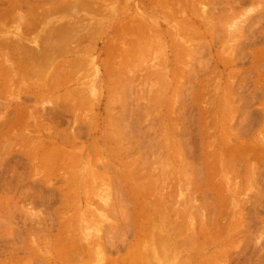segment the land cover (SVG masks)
I'll list each match as a JSON object with an SVG mask.
<instances>
[{"label":"rangeland","instance_id":"obj_1","mask_svg":"<svg viewBox=\"0 0 264 264\" xmlns=\"http://www.w3.org/2000/svg\"><path fill=\"white\" fill-rule=\"evenodd\" d=\"M263 19L0 0V264H264Z\"/></svg>","mask_w":264,"mask_h":264},{"label":"bare ground","instance_id":"obj_2","mask_svg":"<svg viewBox=\"0 0 264 264\" xmlns=\"http://www.w3.org/2000/svg\"><path fill=\"white\" fill-rule=\"evenodd\" d=\"M232 2H233V1H232ZM234 2H235V1H234ZM236 2H237V1H236ZM234 4H235V3H234ZM76 5H77L76 7H78V4H76ZM79 5H80V4H79ZM84 5H85V4H84ZM18 6H19V5H18ZM67 6H68V5H67ZM80 6H81V5H80ZM76 7H75V8H76ZM82 7H83V6H82ZM82 7H81V8H82ZM79 8H80V7H79ZM76 9H77V8H76ZM247 19H248V18H247ZM252 19H253V18H252ZM249 20H250V19H249ZM263 20H264V19H263ZM250 21H251V20H250ZM257 21H259V20H257ZM247 22H248V21H247ZM261 22H262V21H261ZM263 22H264V21H263ZM263 22H262V23H263ZM256 24H257V23H256ZM44 25H45V24H44ZM236 25H237V24H236ZM257 25H258V24H257ZM263 25H264V23H263ZM0 26H1V25H0ZM35 26H36V25H35ZM246 26H247V25H246ZM259 26H260V25H259ZM253 27H254V26H253ZM0 28H1V27H0ZM58 28H59V27H58ZM238 29L240 30V28H238ZM79 30H80V29H79ZM243 30H244V29H242V31H243ZM246 30H247V29H246ZM248 30H249V29H248ZM254 30H256V29H254ZM242 31H241V32H242ZM255 32H257V31H255ZM57 33H58V31H57ZM61 33H62V32H61ZM65 33H66V32H65ZM67 33H68V32H67ZM249 33H250V32H249ZM59 35H60V34H59ZM59 35H58V36H59ZM234 35H235V34H234ZM250 35H251V34H250ZM19 37H22V36L20 35ZM47 37H49V36L47 35ZM256 37H257V35H256ZM7 38H8V37H7ZM53 38H54V37H53ZM247 38H248V37H247ZM247 38H246V39H247ZM252 38H253V37H252ZM4 39H5V38H4ZM4 39H3V40H4ZM20 39H21V38H20ZM20 39H19V40H20ZM44 39H45V38H44ZM51 39H52V38H51ZM248 39H249V38H248ZM46 40H47V38H46ZM46 40H45V41H46ZM53 40H54V39H53ZM1 41H2V40H1ZM9 41H10V40H9ZM20 41H21V40H20ZM20 41H19V42H20ZM47 41H48V40H47ZM51 41H52V40H51ZM62 41H63V39H62ZM248 41H249V40H248ZM255 41H256V40H255ZM2 42H3V41H2ZM6 42H7V41H6ZM28 42H30V41H28ZM37 42H38V41H37ZM52 42H53V41H52ZM52 42H51V43H52ZM54 42H55V41H54ZM54 42H53V43H54ZM64 42H66V41H64ZM250 42H251V41H250ZM30 43H31V42H30ZM10 44H11V42H10ZM21 44H22V43H21ZM63 44H64V43H63ZM35 45H36V43H35ZM43 45L48 46V45L46 44V42H45ZM5 46H6V45H5ZM46 46H45V47H46ZM56 46H57V45H55V47H56ZM59 46H60V45H59ZM21 47H22V46H21ZM45 47H43V48H45ZM51 47H52V46H50L49 49H50ZM46 48H47V51L49 52L50 50H48V47H46ZM58 48H59V47H58ZM60 49H61V48H60ZM36 51H37V50H36ZM38 51H39V50H38ZM42 51H43V50H42ZM56 51H57V50H56ZM58 51H60V50H58ZM20 52H21V51H20ZM23 52H24V51H23ZM43 52H45V51H43ZM43 52H42V53H43ZM24 53H25V52H24ZM50 53H51V52H50ZM25 54H26V53H25ZM43 54H45V53H43ZM26 55H27V54H26ZM31 55H32V54H31ZM39 55H40V54H39ZM41 55H42V54H41ZM32 56H33V55H32ZM35 56H36V55H35ZM44 56H45V55H44ZM22 57H23V54H22ZM36 58H37V56H36ZM23 59H25V58H23ZM27 59H30V58H29V57H28V58L26 57V59H25L26 62H25L24 64H25L26 66H30V65L26 64V63H28ZM34 59H35V58H34ZM45 59H46V56H45ZM21 60H22V59H21ZM35 60H37V61H38V60L41 61V60H43V59L41 58V60H40V59H35ZM35 60H34V61H35ZM37 61H36V62H37ZM39 61H38V62H39ZM48 61H49V60H48ZM23 62H24V61L22 60V63H23ZM44 62H45V61H44ZM39 63H40V62H39ZM24 64H23V65H24ZM30 64H31V63H30ZM32 65H33V64H32ZM23 67H24V66H23ZM26 69H27V68H26ZM26 69H25V71H26ZM8 70H9V69H8ZM39 70H40V69H39ZM39 70H38V71H39ZM30 71H31V70H30ZM40 71H42V69H41ZM31 72H32V71H31ZM31 72H30V73H31ZM34 72H35V71H34ZM25 73H26V72H25ZM24 75H25V74H24ZM33 75H34V74H33ZM29 76H30V74H29ZM31 76H32V75H31ZM254 96H255V95H254ZM254 98H255V97H254ZM252 100H253V99H252ZM248 102H250V101H246V103H248ZM252 102H253V101H252ZM248 104H249V103H248ZM252 104H253V103H252ZM252 104H250V105L252 106ZM246 106H247V105H246ZM249 107H250V106H249ZM48 113H50V112H48ZM246 120H247V118H246ZM240 122H241V121H240ZM213 132H214V131H213ZM203 133H204V132H203ZM211 136H212V135H211ZM255 142H256V141H255ZM256 175H257V174H256ZM260 184H261V183H260ZM237 189H238V188H237ZM237 189H236V190H237ZM233 190H234V189H233ZM236 190H235V192H236ZM235 192H234V193H235ZM244 193H245V192H244ZM244 193H243V194H244ZM256 193H257V192H256ZM256 193H255V194H256ZM261 193H262V192H261ZM238 194H239V193H238ZM243 194H242V195H243ZM259 194H260V193H259ZM257 195H258V194H257ZM179 196H180V195H179ZM181 196H182V195H181ZM238 196H239V195H238ZM232 197H233V196H232ZM189 199H190V198H189ZM192 199H193V197H192ZM258 199H259V197H258ZM260 199H261V202H260V203H262V206H260V207H262V209H263V208H264V195H263ZM256 200H257V199H256ZM192 201H193V200H192ZM258 201H259V200H257V202H258ZM176 202H178V201H176ZM181 202H182V201H181ZM181 202L176 203V204H180ZM233 202H234V201H233ZM233 202H232V204H233ZM257 202H256V203H257ZM187 203H188V202H187ZM187 203H186V204H187ZM236 203H238V202H236ZM248 203H249V202H248ZM181 204H182V206L185 205V204H183V203H181ZM243 205H244V204H243ZM165 206H166V205H165ZM179 206H181V205H179ZM185 206H186V205H185ZM234 206H235V205H234ZM175 207H176V206H175ZM186 207H187V206H186ZM240 207H241V206H240ZM240 207H239V208H240ZM243 207H244V206H243ZM252 207H253V205H252ZM171 208H172V205H171ZM183 208H184V207H183ZM244 208H245V207H244ZM256 208H258V207H256ZM197 209H198V208H197ZM170 210H171V209H170ZM182 210L184 211V209H182ZM195 210H196V209H195ZM199 210H200V208H199ZM242 210H243V209H242ZM183 211H182V212H183ZM239 211H240V210H239ZM245 211H246V210H245ZM248 211H249V210H248ZM157 213H158V212H157ZM165 213H166V212H165ZM198 213H199V212H198ZM244 213H245V212H244ZM244 213L242 214V216H243V215L245 216ZM199 214H200V213H199ZM237 214H238V213H237ZM226 215H227V214H226ZM178 216H179V215H177V217H178ZM191 216H192V215H191ZM250 216H251V215H250ZM224 217H225V215H224ZM191 218H192V217H191ZM241 218H242V217H241ZM179 219H180V218H179ZM194 219H195V218H194ZM180 220H181V219H180ZM189 220H190V219H189ZM189 220H188V221H189ZM175 221H176V220H175ZM190 221H191V220H190ZM193 221H195V220H193ZM243 222H244V221H243ZM191 225H192V224H191ZM251 225H252V224H251ZM194 226H195V225H194ZM186 227H187V226H186ZM188 227H192V226H189V225H188ZM173 228H174V227H173ZM174 229H176V228H174ZM189 229H190V228H189ZM192 229H193V227H192ZM165 230H166V229H165ZM171 230H172V229H171ZM181 230H182V229H181ZM190 230H191V229H190ZM249 230H250V229H249ZM253 230H254V229H253ZM108 231H109V230H108ZM175 231H176V230H175ZM184 232H186V231H184ZM248 232H249V231H248ZM169 233L172 234V232H169ZM193 233H194V232H193ZM193 233H192V235H193ZM162 234H163V233H162ZM166 234H167V233H166ZM208 234H209V233H208ZM226 234H227V233H226ZM188 235H190V234H188ZM155 236H157V235H155ZM160 236L162 237V235H160ZM167 236H168V235H167ZM182 236H184L183 233H182ZM107 237H108V236H107ZM153 237H154V236H153ZM165 238H166V237H165ZM169 238H171V237H168L167 240H168ZM176 238H177V237H176ZM176 238H175V239H176ZM179 238H180V237H179ZM188 238H189V240H187V241L191 242L192 240L190 241V239H191L192 237L189 236ZM188 238H187V239H188ZM261 238H262V237H261ZM155 239H156V238H155ZM155 239H154V240H155ZM105 240H106V239H105ZM159 240H160V239H159ZM97 241H98V240H97ZM155 241H156V240H155ZM168 241H170V240H168ZM168 241H167V242H168ZM175 241H176V240H175ZM187 241H185V243H186ZM259 241L262 242V240H259ZM263 241H264V240H263ZM99 242H100V241H99ZM158 242H159V241H158ZM158 242H157V243H158ZM160 242H161V241H160ZM167 242H166V243H167ZM176 242H177V241H176ZM189 242H188V243H189ZM194 242H195V241H194ZM93 243H94V242H93ZM113 243H114V242H113ZM169 243H170V242H169ZM231 243H232V242H231ZM154 244H155V243H154ZM162 244L164 245L163 242H162ZM177 244H178V243H177ZM261 244H262V243H261ZM100 245H101V244H100ZM110 245L112 246V245H114V244H110ZM159 245H160V244H159ZM184 245H185V244H184ZM190 245H192V244L189 243V247H191ZM259 245H260V244H259ZM262 245H263V244H262ZM154 246H155V245H154ZM113 247H114V246H113ZM124 247H125V246H124ZM156 247H157V245H156ZM209 247H210V246H209ZM234 247H235V246H234ZM114 248H116V247H114ZM114 248H112V249H114ZM147 248H148V247H147ZM153 248H154V247H153ZM258 248H260V247H258ZM261 248H262V247H261ZM261 248H260V249H261ZM176 249H177V248H176ZM189 249H190V248H189ZM256 249H257V248H256ZM260 249H258V252H259V253L256 252V254L254 253V255L257 256L258 254H260V252H261L262 250H264V249H262L261 251H259ZM94 250H95V249H94ZM114 250H115V249H114ZM154 250H156V249H154ZM236 251H237V250H236ZM158 252H159V251H158ZM158 252H157V253H158ZM157 253H156V254H157ZM187 253H189V252H187ZM226 253H227V252H226ZM241 253H242V252H241ZM243 253H244V252H243ZM261 253H262V252H261ZM227 254H228V253H227ZM159 255H160V254H159ZM162 255H163V254H162ZM155 256H156V255H155ZM163 256H164V255H163ZM228 256H229V255H228ZM233 256H234V255H233ZM252 256H253V254H252ZM222 257H223V256H222ZM229 257H230V256H229ZM240 257H241V256H240ZM240 257L237 256V261H239V262H240V260H238V258L240 259ZM260 257H261V255H260ZM260 257H259V258H260ZM159 258H160V257H159ZM243 258H244V257H243ZM245 258H246V256H245ZM254 258H255V256H254ZM256 258H257V257H256ZM263 258H264V255H263ZM162 259H163V257H162ZM224 259H225V258H224ZM151 260H152V262H153V259H151ZM193 260H194V259H193ZM225 260H226V259H225ZM241 260H242L241 262L244 263L243 259H241ZM244 260H245V259H244ZM246 260L248 261V260H250V259H249V258H246ZM246 260H245V261H246ZM261 260H262V259H261ZM261 260H259V261L261 262ZM159 261H160V259H159ZM259 261H258V262H259ZM198 262H199V261H198ZM145 263H146V262H145ZM247 263H248V262H247ZM237 264H238V263H237ZM244 264H245V263H244ZM248 264H249V263H248ZM251 264H252V263H251ZM253 264H254V262H253ZM257 264H258V263H257Z\"/></svg>","mask_w":264,"mask_h":264}]
</instances>
